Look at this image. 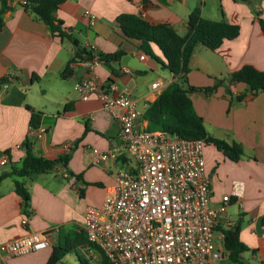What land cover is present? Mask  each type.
I'll return each instance as SVG.
<instances>
[{"label": "crops", "instance_id": "obj_1", "mask_svg": "<svg viewBox=\"0 0 264 264\" xmlns=\"http://www.w3.org/2000/svg\"><path fill=\"white\" fill-rule=\"evenodd\" d=\"M196 6V0L60 3L55 16L80 47L101 53L119 51L118 58L110 63L112 72L102 62L89 70L85 65L88 59L76 56L71 39L52 35L46 24L24 10L18 0H8L0 28V159H7L0 165V173L21 161L25 140L31 141L37 156L68 158L65 166L57 164L50 170L17 178L29 192L27 205L14 190V177L0 181V243L27 231L44 232L48 240L47 247L14 256L8 262H3L0 253V264H47L59 246L72 250L55 264H66L64 259L71 254L70 264L75 260L78 264H97L98 255L88 246L82 230L83 208L87 204L99 206L116 174L126 165L123 157L94 163L92 148L109 149L118 139L119 125L95 96L81 100L74 84L93 75L103 82H116L118 88L127 86L138 104V122L146 127L147 121L141 118L143 111L174 77L139 49L138 41L122 34L116 17L136 14L153 24L170 25L183 35L187 17ZM200 9L204 18L240 27L236 38L224 40L215 50L197 45L187 73V82L192 86H216L212 92L188 94L208 134L243 146V155L233 161L215 145L204 144L212 205L230 193L233 181L243 183L241 197L233 200L238 202L239 210L231 213L234 210L231 203L228 205L216 226V243L221 242L222 228L238 224L240 239L249 247L241 253L245 264H264V91L251 93L242 82L228 83L231 73L245 64L264 71V34L258 22L259 17L264 19V0H201ZM86 10L94 14V20L85 15ZM151 48L163 59L156 45ZM142 53L145 57L140 59ZM67 65L70 74L61 77ZM154 82H159L157 88L152 87ZM238 95L243 97L237 100ZM32 112H40V126L45 128L40 138L31 134ZM23 216L27 218L26 228L20 222ZM219 247L222 258L227 257L222 242ZM245 253H250L247 259ZM80 255L89 262L80 261Z\"/></svg>", "mask_w": 264, "mask_h": 264}, {"label": "built area", "instance_id": "obj_2", "mask_svg": "<svg viewBox=\"0 0 264 264\" xmlns=\"http://www.w3.org/2000/svg\"><path fill=\"white\" fill-rule=\"evenodd\" d=\"M84 13L95 19L89 10ZM144 57V53L139 55ZM98 62L94 54L85 65L93 70ZM158 86L159 82L152 83L153 88ZM74 89L81 100L95 96L119 125L118 139L109 149L92 148L94 163L123 157L126 165L99 206H84L81 226L87 240L111 264H213L222 258L216 226L228 205L241 197L243 183L233 181L230 193L212 205L202 138L186 139L142 126L138 104L127 86L118 88L116 82L92 75L78 79ZM44 132L40 125L31 129L36 138ZM131 158L134 164L129 163ZM6 161L2 157L0 165ZM20 222L27 227L25 216ZM47 246L44 232L27 231L0 243V253L3 262H8Z\"/></svg>", "mask_w": 264, "mask_h": 264}, {"label": "trees", "instance_id": "obj_3", "mask_svg": "<svg viewBox=\"0 0 264 264\" xmlns=\"http://www.w3.org/2000/svg\"><path fill=\"white\" fill-rule=\"evenodd\" d=\"M24 1L25 3L18 1L19 5L46 24L52 35L60 39H71L70 35L62 27V21L55 16V11L59 4L65 0ZM7 7L8 0H0V28L4 24L2 13ZM116 22L119 24V28L126 38L138 41L139 49L159 62L174 77V80L163 88L143 111L141 118L147 121L146 128L148 130H161L170 134H176L186 139L202 138L206 144L215 145L229 159L233 161L238 160L243 155V146L235 141L228 143L223 139L209 135L202 117L195 112L192 100L188 95L189 92L198 90L212 92L216 86H192L187 82V73L189 71L190 58L197 45L215 50L224 40H231L238 36L239 25L204 18L201 15L199 6L194 7L189 13L186 21V32L183 35H180L170 25L153 24L136 14H119L116 17ZM258 22L264 34V19L259 17ZM72 42L77 48V57L90 59L95 53L100 62L114 72L110 63L118 58L119 51L113 53L94 52L92 49L80 47L76 40H72ZM152 44L158 47L163 59L153 52L151 48ZM70 71L67 65L61 72V77H67ZM237 82L246 84L247 90L251 93L259 90L264 91V71L245 64L233 71L228 80L229 84ZM242 97L243 95H238L236 99L240 100ZM39 125L40 112H32L29 117L30 128L35 129ZM23 148L25 151L24 157L20 162L12 163L9 170L0 173V181L6 177H14V190L23 199L25 205H27L29 192L24 183L17 178L25 177L32 172L50 170L57 164L65 166L68 157L49 159L37 156L33 153L31 141L29 140H25ZM221 233L222 248L227 253V257L238 264H245L241 253L249 250V247L240 239L239 225L235 224L222 228ZM87 244L97 253V264H111L97 245L88 240ZM71 250V247H57L52 252L47 264H55Z\"/></svg>", "mask_w": 264, "mask_h": 264}, {"label": "rangeland", "instance_id": "obj_4", "mask_svg": "<svg viewBox=\"0 0 264 264\" xmlns=\"http://www.w3.org/2000/svg\"><path fill=\"white\" fill-rule=\"evenodd\" d=\"M196 1L198 2L199 7H201V0H196ZM129 163L134 164L135 162H134V160L131 158ZM230 206H231V211L234 210V211H232L231 213H233V212L236 213V211L239 210V209H238V208H239V207H238V202H236V201L231 202ZM232 218H234V216H232ZM220 243H221V242H217L216 245L219 246ZM70 256H71V257H70ZM70 256H69V258L64 259V261H65L66 264H70V263L72 262L73 259H71V258H73V255L71 254ZM249 256H250V253H245V254H244V257H245L246 259H247ZM80 261H87V262H89V259L83 257L82 255H80ZM244 261H245V260H244ZM75 264H78L77 260H75ZM215 264H238V263L231 261L228 257L225 256V257L221 258L220 260L216 261Z\"/></svg>", "mask_w": 264, "mask_h": 264}]
</instances>
